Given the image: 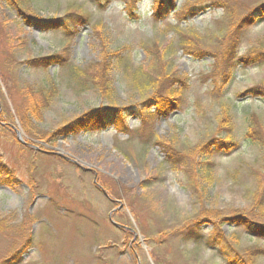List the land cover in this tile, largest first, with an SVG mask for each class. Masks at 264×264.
Returning <instances> with one entry per match:
<instances>
[{
    "label": "rangeland",
    "instance_id": "1",
    "mask_svg": "<svg viewBox=\"0 0 264 264\" xmlns=\"http://www.w3.org/2000/svg\"><path fill=\"white\" fill-rule=\"evenodd\" d=\"M130 1L0 0V264H264V0Z\"/></svg>",
    "mask_w": 264,
    "mask_h": 264
},
{
    "label": "trees",
    "instance_id": "2",
    "mask_svg": "<svg viewBox=\"0 0 264 264\" xmlns=\"http://www.w3.org/2000/svg\"><path fill=\"white\" fill-rule=\"evenodd\" d=\"M132 10L133 13L137 11V5L141 2V0H131ZM174 0H156L155 1V14L157 16H161L162 14L168 15L171 11L174 10L173 7ZM263 9L261 7L259 10ZM257 10V11H259ZM249 17L245 18L240 22L239 27H243L246 22H249ZM185 47V46H184ZM67 51V50H66ZM192 53V52H191ZM262 54L258 55L257 57L251 58L250 60H254L252 62L260 63L263 61ZM46 60H51L46 59ZM52 64H59L58 57L52 58ZM243 61V59H242ZM44 62L47 64V61L44 60ZM50 64V62L48 63ZM261 64V63H260ZM104 73L105 72L104 70ZM107 86V85H105ZM156 86V83H153V85H150L149 88ZM258 89L252 91L255 93L256 97H260L264 99V86L263 87H257ZM158 87H156V90ZM173 93V94H172ZM169 91L167 96H163L160 94H156L155 98L151 100L152 104H155L156 107L153 109L155 114L158 116L167 118L171 112H175L176 110L180 109L181 106V91L179 90H172ZM176 94V95H175ZM178 94V95H177ZM44 96L47 97L46 101L48 104L40 105V100L31 102L29 101V107H27V113L33 117H37L38 114L42 111V107L47 108L50 105V101L53 99L52 97L55 96L54 92L51 93L50 91H47L44 93ZM118 111L116 109H97L90 112H87L86 114L82 115L79 119H76L74 122L68 124L65 128H62L58 133L61 134L63 132V136H69L71 134H74L77 132V130H80L82 127H84V130H103L105 126H108L109 123H112L114 120V117L117 115ZM228 222L231 224H239L246 232H248L251 236L255 237L258 241H264V223L255 221L250 216H238L233 219H229ZM255 255H248V258L244 257H233L230 260L231 264H253Z\"/></svg>",
    "mask_w": 264,
    "mask_h": 264
},
{
    "label": "water",
    "instance_id": "3",
    "mask_svg": "<svg viewBox=\"0 0 264 264\" xmlns=\"http://www.w3.org/2000/svg\"><path fill=\"white\" fill-rule=\"evenodd\" d=\"M115 224V223H114Z\"/></svg>",
    "mask_w": 264,
    "mask_h": 264
}]
</instances>
